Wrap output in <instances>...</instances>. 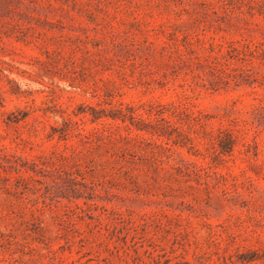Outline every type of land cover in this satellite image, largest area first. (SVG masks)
Segmentation results:
<instances>
[{"label": "rangeland", "instance_id": "rangeland-1", "mask_svg": "<svg viewBox=\"0 0 264 264\" xmlns=\"http://www.w3.org/2000/svg\"><path fill=\"white\" fill-rule=\"evenodd\" d=\"M0 264H264V0H0Z\"/></svg>", "mask_w": 264, "mask_h": 264}]
</instances>
